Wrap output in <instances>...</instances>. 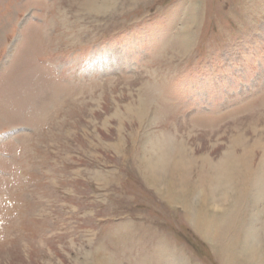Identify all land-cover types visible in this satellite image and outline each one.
I'll list each match as a JSON object with an SVG mask.
<instances>
[{"label":"rangeland","instance_id":"obj_1","mask_svg":"<svg viewBox=\"0 0 264 264\" xmlns=\"http://www.w3.org/2000/svg\"><path fill=\"white\" fill-rule=\"evenodd\" d=\"M0 140L73 222L0 264H264V0H0Z\"/></svg>","mask_w":264,"mask_h":264},{"label":"crops","instance_id":"obj_2","mask_svg":"<svg viewBox=\"0 0 264 264\" xmlns=\"http://www.w3.org/2000/svg\"><path fill=\"white\" fill-rule=\"evenodd\" d=\"M10 143L0 140V244L3 242L8 251H25L23 245L31 244V240L49 241L65 229L70 233L73 222L65 215L66 211L71 213L70 204L61 198L69 192L54 185L50 176L52 159L20 144L13 151L14 143ZM100 222L103 227L108 223L117 227L130 220L103 218ZM120 232L116 231L121 239L125 238ZM15 242L22 246L12 248ZM126 243L127 253L134 251V245Z\"/></svg>","mask_w":264,"mask_h":264},{"label":"bare ground","instance_id":"obj_3","mask_svg":"<svg viewBox=\"0 0 264 264\" xmlns=\"http://www.w3.org/2000/svg\"><path fill=\"white\" fill-rule=\"evenodd\" d=\"M212 175V174H211ZM223 174H220V175H218L217 173H214V178L212 179L211 178V181L210 182H217L218 183V185H219V187L220 188H222L224 185V187H225V189H227L226 187H229V186H233V183H234V181H233V179H232V177L231 176H227V177H225V178H221L220 176H222ZM207 177V176H206ZM213 177V176H212ZM210 179V178H209ZM223 189V188H222ZM224 189V190H225ZM224 190H222V191H224ZM211 191V193H212V195H214V193H215V190H214V192L212 191V190H210ZM224 195V194H223ZM209 196H211V195H209ZM212 197V196H211ZM226 201V200H225Z\"/></svg>","mask_w":264,"mask_h":264}]
</instances>
